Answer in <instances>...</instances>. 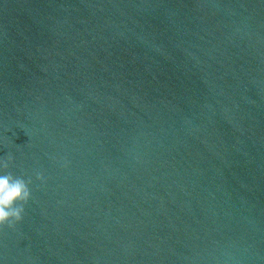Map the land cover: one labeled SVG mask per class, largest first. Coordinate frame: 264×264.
Returning <instances> with one entry per match:
<instances>
[{"label": "water", "instance_id": "obj_1", "mask_svg": "<svg viewBox=\"0 0 264 264\" xmlns=\"http://www.w3.org/2000/svg\"><path fill=\"white\" fill-rule=\"evenodd\" d=\"M8 173L0 264H264V0H0Z\"/></svg>", "mask_w": 264, "mask_h": 264}, {"label": "clouds", "instance_id": "obj_2", "mask_svg": "<svg viewBox=\"0 0 264 264\" xmlns=\"http://www.w3.org/2000/svg\"><path fill=\"white\" fill-rule=\"evenodd\" d=\"M30 199L31 191L23 179L11 173L0 174V227H13L20 223L23 220V205Z\"/></svg>", "mask_w": 264, "mask_h": 264}]
</instances>
